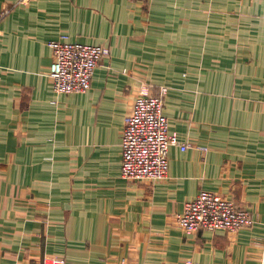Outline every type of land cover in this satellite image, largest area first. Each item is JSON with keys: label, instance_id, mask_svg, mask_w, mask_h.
Returning <instances> with one entry per match:
<instances>
[{"label": "crops", "instance_id": "obj_1", "mask_svg": "<svg viewBox=\"0 0 264 264\" xmlns=\"http://www.w3.org/2000/svg\"><path fill=\"white\" fill-rule=\"evenodd\" d=\"M0 264H261L264 0H0ZM109 46L86 93L57 94L48 46ZM166 89V178L121 176L141 85ZM254 223L185 234L201 191Z\"/></svg>", "mask_w": 264, "mask_h": 264}, {"label": "built area", "instance_id": "obj_2", "mask_svg": "<svg viewBox=\"0 0 264 264\" xmlns=\"http://www.w3.org/2000/svg\"><path fill=\"white\" fill-rule=\"evenodd\" d=\"M3 16L4 12H0V22ZM48 46L53 55L48 77L55 92L62 95L86 93L97 67L111 55L105 44L51 40ZM166 92L163 89L154 95L151 86L141 85L132 112L126 116L120 168L121 176L128 181L155 183L166 178L171 147L186 151L190 145L170 131L169 119L164 114ZM174 217L176 225L188 235L201 230L238 233L254 223L252 215L238 210L233 200L207 190L187 201L182 212Z\"/></svg>", "mask_w": 264, "mask_h": 264}, {"label": "rangeland", "instance_id": "obj_3", "mask_svg": "<svg viewBox=\"0 0 264 264\" xmlns=\"http://www.w3.org/2000/svg\"><path fill=\"white\" fill-rule=\"evenodd\" d=\"M263 256H264V249H263ZM264 258H262V263L261 264H264V261H263Z\"/></svg>", "mask_w": 264, "mask_h": 264}, {"label": "trees", "instance_id": "obj_4", "mask_svg": "<svg viewBox=\"0 0 264 264\" xmlns=\"http://www.w3.org/2000/svg\"><path fill=\"white\" fill-rule=\"evenodd\" d=\"M97 69H98V67H97ZM52 86V85H51ZM53 87V86H52ZM53 90H54V87H53ZM55 91V90H54ZM155 95V94H154ZM121 167V166H120Z\"/></svg>", "mask_w": 264, "mask_h": 264}, {"label": "bare ground", "instance_id": "obj_5", "mask_svg": "<svg viewBox=\"0 0 264 264\" xmlns=\"http://www.w3.org/2000/svg\"><path fill=\"white\" fill-rule=\"evenodd\" d=\"M214 193V192H213Z\"/></svg>", "mask_w": 264, "mask_h": 264}]
</instances>
